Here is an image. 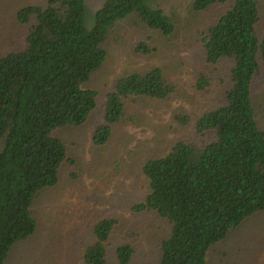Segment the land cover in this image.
I'll return each mask as SVG.
<instances>
[{
  "label": "trees",
  "instance_id": "1",
  "mask_svg": "<svg viewBox=\"0 0 264 264\" xmlns=\"http://www.w3.org/2000/svg\"><path fill=\"white\" fill-rule=\"evenodd\" d=\"M147 2L106 0L92 26L86 22V0H46L18 11L26 33L18 48L0 56V264L12 247L36 233L35 198L59 185L62 165L75 164L62 132L84 125L98 106V93L83 85L105 65L111 29L125 20L120 35L146 31L134 42L137 57L157 51V36L176 32L174 19ZM220 5L227 9L219 15ZM193 10L203 17L197 95L193 111L174 120L194 136L142 161L145 195L132 206L161 225L157 264H206L212 247L264 211L260 5L258 0H195ZM180 93L160 65L124 73L107 95L92 145L106 147L115 125L132 119L135 104ZM120 224L116 216L92 222L86 264H134L147 229Z\"/></svg>",
  "mask_w": 264,
  "mask_h": 264
},
{
  "label": "rangeland",
  "instance_id": "2",
  "mask_svg": "<svg viewBox=\"0 0 264 264\" xmlns=\"http://www.w3.org/2000/svg\"><path fill=\"white\" fill-rule=\"evenodd\" d=\"M105 1L86 0L88 25L95 24L97 11ZM194 1L148 0L150 7L160 8L173 18L177 27L172 36L155 38L157 51L151 56L137 57L132 50L135 40L146 35V31L128 30L120 35L125 20L111 29L105 42L107 61L83 85L98 93V106L84 125L62 132L68 155L75 159V164L62 165L59 185L43 190L35 198L38 229L26 241L12 247L3 264H86L84 251L94 241L92 222L106 216L119 217L122 228L144 226L147 231L134 264H157L156 242L161 237V225L154 217L136 213L132 206L145 195L139 177L142 161L177 139L194 136L192 129L174 120L178 113L193 111L197 95L195 76L200 59L197 38L203 28V17L194 12ZM258 3L259 31L263 36L264 0ZM45 4L46 0H0V56L18 48L26 33L27 28L17 21L18 11L28 5ZM226 9L227 5H220L218 14ZM209 12L213 14V9ZM153 65L164 68L170 81L181 88L180 96L135 104L132 119L115 125L107 146L94 147L91 135L104 119V103L118 78ZM261 86L258 84L257 88ZM261 95L263 101V91ZM206 264H264V211L250 217L228 239L212 247Z\"/></svg>",
  "mask_w": 264,
  "mask_h": 264
}]
</instances>
